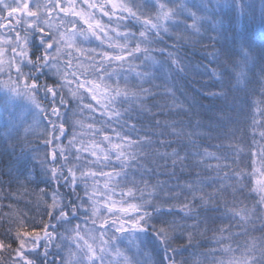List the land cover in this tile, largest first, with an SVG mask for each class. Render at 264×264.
I'll list each match as a JSON object with an SVG mask.
<instances>
[{
    "label": "snow or ice",
    "instance_id": "6c2138e0",
    "mask_svg": "<svg viewBox=\"0 0 264 264\" xmlns=\"http://www.w3.org/2000/svg\"><path fill=\"white\" fill-rule=\"evenodd\" d=\"M257 12L264 23V0H0V264H186L182 253L207 232L217 247L201 255L211 264H264V236L247 227L264 211V42L254 47L237 27ZM193 38L212 42L218 65L197 69L217 89L198 91L221 103L195 127L223 138L213 147L230 153L219 156L194 147L200 133L177 128L184 121L156 118L184 113L191 126L201 115L168 87L188 67L178 53ZM245 156L250 171L240 168ZM196 167L223 172L225 183L200 172L181 183ZM153 175L177 182L152 184ZM245 179L259 196L251 208L235 200ZM204 183L218 186L206 192ZM26 184L36 188L18 196Z\"/></svg>",
    "mask_w": 264,
    "mask_h": 264
},
{
    "label": "trees",
    "instance_id": "16d2710c",
    "mask_svg": "<svg viewBox=\"0 0 264 264\" xmlns=\"http://www.w3.org/2000/svg\"><path fill=\"white\" fill-rule=\"evenodd\" d=\"M179 2V1H177ZM258 4V0H257ZM238 30L243 29L252 37V42L254 47H259L262 42H264V23L261 22L259 18V13L257 12L255 18L247 17L243 18L238 22ZM136 30V29H134ZM212 35H216L215 33H211ZM199 40L197 43L196 41ZM169 43H175V41H169ZM211 41L207 40L206 38H193L191 42H185V46H182L180 48V51L178 53L179 58H181L182 64H187L188 67L185 68L183 74H176L173 73L171 76H169V79L172 81L171 84L168 85V87L172 88L175 92L177 97L180 98L181 101L185 102V107H194L195 112H200L201 115L195 116L193 115L191 117V126H189V115H186L184 113H180L178 115H171V116H158L157 119L161 120H175V121H184V125H177V128L179 127H185L187 131H192L196 133H200V135H194L192 139H195L196 145L194 147L198 148L199 150L207 149L210 152L215 153L216 155H223L224 153H230V150L227 148H217L213 147V145H220L223 142V138H215L218 135V132H213L212 137H208L206 135H203L204 133H207L210 131L207 127H195V121L200 120L203 125H207L210 121V118L213 116L214 109L221 103L220 101H214L211 98L207 97L206 95H201V92L198 90H202L204 93H207L209 91L217 90L215 88L207 86V83L210 81V77L203 75L202 72L197 71L198 68L202 69L205 64H209V67L217 68V64L210 63V56L208 54L212 53L214 49L210 46ZM164 45H153L152 47L159 48L163 47ZM219 48V45H217V49ZM170 51H175L174 49H169ZM150 55L155 56L157 60L160 59V56L153 52L150 53ZM237 59H240L241 57L237 56ZM139 63V61H137ZM147 70V69H145ZM258 71V69H257ZM156 84H162L164 83L163 80H156ZM145 87H148L149 85H144ZM256 88L259 87V84L257 83L255 85ZM155 91V89H154ZM162 91V89H161ZM243 95V94H240ZM185 96H187L189 99L193 101V105H189L187 101H185ZM256 99H259V96L255 97ZM164 98L162 97H156L157 101H163ZM149 105L153 103V101L148 102ZM203 106V107H201ZM117 107H121L120 105H117ZM123 107H128V105H123ZM153 111H157V109H153ZM167 111V109H165ZM25 114V112H23ZM3 116H0V125L3 124ZM259 119V117H257ZM92 121L86 120L85 123H91ZM99 127V125H97ZM264 129H256L257 132L262 131ZM135 138V137H133ZM162 139H174V137L166 136L162 137ZM187 137H184L185 142L187 141ZM250 136L245 135V140H249ZM257 140L259 141V137L257 136ZM32 146H37V142L35 140H32ZM176 144H173L172 147H176ZM192 147V146H190ZM163 151V149H161ZM171 151V149H168ZM2 151V149H0ZM27 152V149H25ZM40 151L42 152L43 149L41 148ZM16 153H20V148L17 146ZM183 154V153H182ZM194 159H200L199 157H196ZM243 163L240 164V168L245 171H250V169L247 167V161L248 158L242 157ZM36 160H39V156H36ZM6 159L2 156H0V164L6 163ZM207 163L215 164L218 163L216 160H209L206 161ZM159 163H163V161H160ZM231 163V161H229ZM36 169V172H39V166L38 163L33 165ZM149 167H152V165H149ZM162 171H169L170 169H161ZM189 171L193 172L192 176H181L180 182L183 183L185 180H192L195 178V172H200L201 175L199 177L202 181H209L213 178L219 179L221 183H225L223 181V172L217 175V173L211 169L209 170H203L201 167H196L194 170L189 169ZM224 171L230 172V169H225ZM177 174L179 175V170H177ZM3 179H7V177H2ZM150 181V183L155 184L157 181L164 182L167 181L169 185L175 184L177 181L175 178L169 179L166 175H153L150 177H146ZM21 180L23 181V177H21ZM248 185L247 179L243 180L240 185H238V188L240 186L243 187V191L237 190L235 192V200L237 203L243 202V204L248 205L249 208L253 207V205L256 203V201L259 199L258 194L252 193L250 191V187L245 186ZM206 192H212L218 185L208 183H204L202 185ZM40 187H44L43 184L40 185ZM7 188V186H5ZM36 188L35 184H26L25 188H22L20 192L17 193L18 196H22L23 192L27 190L28 192H32ZM13 191H15V186H13ZM167 187H165V191H167ZM63 191V190H62ZM232 189H229V195L226 197L227 200L232 201L233 196L231 195ZM26 200H32V196L24 197ZM3 203L8 204H16L15 200H4ZM171 203H176L175 201H170L168 204H165L164 206L167 207ZM163 204V201H157V205L161 206ZM197 206H199V201L196 202ZM20 208H24V203H20L17 205ZM225 205L223 203H220V209L221 211L224 210ZM228 207H232V204L229 203ZM27 210V209H26ZM42 210V209H41ZM3 211L7 212L8 209L5 208ZM201 211V216H204L205 213L203 210ZM30 215H33L34 213H29ZM211 214V213H210ZM83 215V213H81ZM218 215V213H217ZM258 217V218H257ZM168 219H173V217L169 216ZM179 221L180 225H183L185 223L191 224V220H183L179 216L175 217ZM76 222H82V221H76ZM154 223H158V221H153ZM222 221L217 220L216 223L219 224ZM55 223V221H53ZM233 224H235V221H232ZM264 224V211H257L256 217H254L249 224L247 225L249 230V236L259 238L261 236H264V232L259 231L261 225ZM211 226V225H210ZM257 229L256 231H252V229ZM234 232L241 231L240 228H233ZM248 237H239L238 242H243L244 239H247ZM177 244H186V241H177ZM198 245V246H197ZM235 246V245H233ZM217 245L215 244L213 240V233L207 232L204 233L202 236H199L196 238V242L194 243L193 247L188 248L187 251L182 253V256L184 260L186 261V264H193L195 260L203 261V264H211V257L205 258L203 255H201L203 252L207 251L208 249L216 248ZM52 257H49L51 259Z\"/></svg>",
    "mask_w": 264,
    "mask_h": 264
},
{
    "label": "rangeland",
    "instance_id": "374dc122",
    "mask_svg": "<svg viewBox=\"0 0 264 264\" xmlns=\"http://www.w3.org/2000/svg\"><path fill=\"white\" fill-rule=\"evenodd\" d=\"M177 1H179V0H177ZM126 2H127V0H126ZM24 103H26V102H24ZM18 111L20 112L21 115H24L23 112H25V110L23 109V107H21L20 109H18Z\"/></svg>",
    "mask_w": 264,
    "mask_h": 264
}]
</instances>
